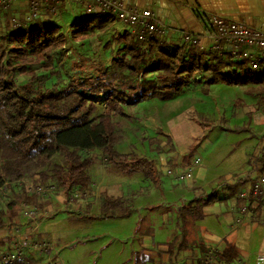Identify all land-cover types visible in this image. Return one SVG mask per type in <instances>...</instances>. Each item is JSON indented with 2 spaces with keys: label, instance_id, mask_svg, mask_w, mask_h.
I'll use <instances>...</instances> for the list:
<instances>
[{
  "label": "trees",
  "instance_id": "16d2710c",
  "mask_svg": "<svg viewBox=\"0 0 264 264\" xmlns=\"http://www.w3.org/2000/svg\"><path fill=\"white\" fill-rule=\"evenodd\" d=\"M116 22L108 15H85L72 24L71 38L77 42L94 37L108 32ZM67 43L59 26L38 19L25 29L0 34V188L7 185L10 189L8 200L0 207V232L18 225L23 204L39 209L49 205V199L26 191L20 183L25 178L42 185L56 183L67 200L77 192L93 194L89 170L97 160L91 155L96 149L102 160L115 165L124 175L142 173L155 180L158 170L154 162L116 149L124 135L114 117L125 116L126 107L148 99L170 101L199 86L204 93L220 83L264 86V72L253 71L246 62H234L228 54H220L212 47L199 48L183 40L167 43L166 38L141 42L130 29L105 45L107 49H117L110 67L97 76L79 73L66 85L50 88L37 84L44 79V73L54 74ZM99 100L105 104L102 113H98ZM57 155L62 162L54 161ZM255 167L257 175L261 174L264 147ZM245 182L242 179L226 188L233 192ZM136 195L113 196L103 191L99 196L100 217H130ZM230 200L218 188L178 208L176 224L180 233L166 243L167 252L174 256L189 250L190 223L203 221L206 208ZM232 200L239 210L245 204L239 196ZM256 212L261 219L264 202ZM202 245V254H196L187 264H202L200 257L208 250ZM240 256L238 247L225 240L220 259L231 263ZM152 262L150 255L138 251L132 264ZM21 264L45 263L30 255Z\"/></svg>",
  "mask_w": 264,
  "mask_h": 264
},
{
  "label": "rangeland",
  "instance_id": "374dc122",
  "mask_svg": "<svg viewBox=\"0 0 264 264\" xmlns=\"http://www.w3.org/2000/svg\"><path fill=\"white\" fill-rule=\"evenodd\" d=\"M80 9L76 6L74 11L69 8L53 15L52 25L60 27L68 43L59 54L54 74L42 72L44 79L37 81L44 88L66 85L79 73L97 76L110 67L117 47L107 49L105 45L128 29L116 22L108 32L73 41L72 24L84 13ZM10 27L0 26V34ZM261 76L262 73L258 74ZM263 100L264 86L220 83L211 86L208 93L199 86L170 101L148 99L126 107L125 116L114 117L124 135L116 149L154 162L158 170L155 180L142 173L124 175L115 165L102 160L96 149L91 155L97 160L89 170L94 193L85 199L79 196L69 205L58 191L49 199L46 209L50 216L40 221L38 238L54 244L61 264H132L138 251L150 255L151 264H187L196 254H202V244L208 248L218 246L208 244L210 235L224 233L220 225L224 215L211 214L214 206L207 208L208 216L188 232L189 250L171 256L166 243L180 233L176 224L178 208L214 189L226 194L225 180L245 176V184H252L257 176L256 160L264 147ZM98 102V113H102L105 104ZM197 159L200 165L189 183H176L165 173L164 169L169 167L184 170ZM62 160L60 155L54 158L56 162ZM199 172L205 173L203 181L197 178ZM23 181L35 183L31 178ZM196 186L201 188L194 189ZM240 190L239 186L235 192ZM103 191L113 196L136 193L131 216L101 218L99 196ZM18 224L29 230L35 227L23 216L22 208ZM240 229L248 234L241 246L246 263L264 264V224L242 225Z\"/></svg>",
  "mask_w": 264,
  "mask_h": 264
},
{
  "label": "built area",
  "instance_id": "2783aa9c",
  "mask_svg": "<svg viewBox=\"0 0 264 264\" xmlns=\"http://www.w3.org/2000/svg\"><path fill=\"white\" fill-rule=\"evenodd\" d=\"M24 0H0V26L9 19V25L14 30L27 28L34 23L42 11L50 15H57L60 11V0H25L28 11L23 18H19L13 11L17 3ZM72 4L83 5L89 15L99 14L114 17L118 22L131 27L137 39L141 42L161 40L166 38L168 27L155 12L130 5L127 0H70ZM8 17V18H7ZM207 37L212 42V49L220 54H228L234 62H246L253 71L264 72V30L249 26L244 21L229 20L219 15H212L206 19ZM183 42L188 45L204 48L203 39L190 32H184ZM200 165V159L188 164L184 170L174 171L166 168L165 173L173 177L176 183H189L194 180V174ZM26 191L42 198L50 199L58 192L55 184L42 185L39 183H25ZM10 196L7 185L0 188V203L5 204ZM87 198V192H77L72 195L68 204L75 203L77 197ZM239 198L245 201L240 208V221L259 223L264 221L256 212L257 207L264 202V167L252 182L249 191H243ZM23 216L35 223L31 230L24 225H17L10 231L0 232V264H21L30 255L41 258L45 264H61L59 253L54 244L48 240L38 238L40 221L50 216V210L39 209L28 204L22 205ZM222 248L214 246L208 248L201 255L202 264H245L242 257L231 263L220 259ZM264 261V255H263Z\"/></svg>",
  "mask_w": 264,
  "mask_h": 264
},
{
  "label": "crops",
  "instance_id": "0c3cea01",
  "mask_svg": "<svg viewBox=\"0 0 264 264\" xmlns=\"http://www.w3.org/2000/svg\"><path fill=\"white\" fill-rule=\"evenodd\" d=\"M130 5L137 6L142 9H149L156 13L158 18L164 22L168 27L169 32L166 37L167 43H180L182 41V36L184 32H190L194 35L200 36L203 39L204 48H211L212 42L207 37V28H206V19L212 15H219L223 18L229 20H238L244 21L249 26L264 30V0H127ZM81 7L85 15H89L86 12V8L83 5H75L70 2V0H60V10L65 11L69 8L74 11L75 7ZM79 10V11H80ZM28 11L27 2L21 1L17 3L14 7V13L19 17L23 18ZM60 12V11H59ZM83 14L81 17H84ZM56 17V16H55ZM8 18V17H7ZM39 21L52 25L54 20L53 15L51 16L45 11H42ZM9 25V19L3 24L2 27ZM127 27V26H126ZM131 31V27H127ZM10 29H12L10 27ZM5 30V29H3ZM205 173L199 172L197 178L200 181L204 180ZM245 179L244 177L239 178L238 180H229L223 181L224 184L234 185L236 182ZM251 182L248 184L241 185L240 192H231L227 189L226 194L221 195L223 197H229L231 200L228 202H223L219 205L218 208L213 207L214 216L220 217L222 214L225 216L220 217L221 230H224L221 236H218L216 233H213L209 236L210 241L208 244H217L220 248H224L225 240H228L234 243L240 250V257L245 260L243 255L242 245L247 240V232L241 230L242 225L246 227H251L252 225L262 224L259 223H248L241 222L239 209L236 207L235 202L232 199H235L243 191H249L251 188ZM196 188H201L196 186ZM196 192V190H195ZM222 205V206H220ZM209 208V207H208ZM207 213V208H206ZM208 216V213H207ZM191 228L196 227V223H190ZM241 226V227H240ZM206 231V230H205ZM207 244V243H206ZM200 255V254H199ZM245 264L246 260H245Z\"/></svg>",
  "mask_w": 264,
  "mask_h": 264
}]
</instances>
